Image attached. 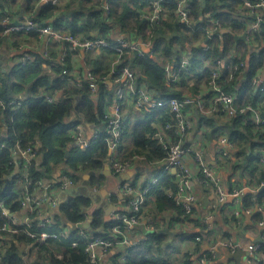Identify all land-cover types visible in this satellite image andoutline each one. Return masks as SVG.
<instances>
[{"label":"clouds","instance_id":"1","mask_svg":"<svg viewBox=\"0 0 264 264\" xmlns=\"http://www.w3.org/2000/svg\"><path fill=\"white\" fill-rule=\"evenodd\" d=\"M0 264H264V0H0Z\"/></svg>","mask_w":264,"mask_h":264}]
</instances>
